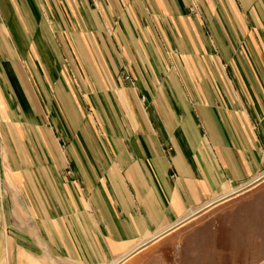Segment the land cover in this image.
Wrapping results in <instances>:
<instances>
[{
	"label": "crops",
	"instance_id": "crops-1",
	"mask_svg": "<svg viewBox=\"0 0 264 264\" xmlns=\"http://www.w3.org/2000/svg\"><path fill=\"white\" fill-rule=\"evenodd\" d=\"M262 175L264 0H0V264H139Z\"/></svg>",
	"mask_w": 264,
	"mask_h": 264
},
{
	"label": "rangeland",
	"instance_id": "rangeland-1",
	"mask_svg": "<svg viewBox=\"0 0 264 264\" xmlns=\"http://www.w3.org/2000/svg\"><path fill=\"white\" fill-rule=\"evenodd\" d=\"M121 79L129 81L127 75ZM149 246L139 264H264V175Z\"/></svg>",
	"mask_w": 264,
	"mask_h": 264
},
{
	"label": "built area",
	"instance_id": "built-area-1",
	"mask_svg": "<svg viewBox=\"0 0 264 264\" xmlns=\"http://www.w3.org/2000/svg\"><path fill=\"white\" fill-rule=\"evenodd\" d=\"M127 79V77H125Z\"/></svg>",
	"mask_w": 264,
	"mask_h": 264
}]
</instances>
